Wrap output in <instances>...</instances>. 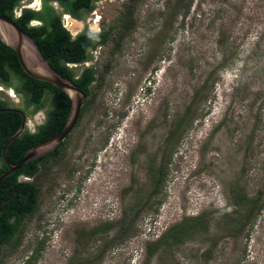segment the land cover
Listing matches in <instances>:
<instances>
[{"label":"rangeland","instance_id":"1","mask_svg":"<svg viewBox=\"0 0 264 264\" xmlns=\"http://www.w3.org/2000/svg\"><path fill=\"white\" fill-rule=\"evenodd\" d=\"M52 5L109 42L70 65L93 68L90 96L0 264H264V0H101L81 21ZM0 89L32 132L49 97L31 113Z\"/></svg>","mask_w":264,"mask_h":264},{"label":"trees","instance_id":"2","mask_svg":"<svg viewBox=\"0 0 264 264\" xmlns=\"http://www.w3.org/2000/svg\"><path fill=\"white\" fill-rule=\"evenodd\" d=\"M20 1L0 0V14L13 19L19 28L35 41L42 55L49 60V65L63 77L72 80L88 98L90 96V86L95 81L93 68H86L75 77L72 70L66 67V62L70 60L76 62L75 64H80L89 60L90 50L104 46L109 42L110 31L92 34L85 30L76 37L71 38L70 33L62 25L60 16L55 14L54 7L49 3L52 0H42L43 6L41 9L37 11L25 9L20 17L14 19V11ZM55 1L60 3L75 18L80 19V15H77L78 10L84 8V10L90 12L93 9L92 2L94 0ZM33 18L38 19L40 24L29 26L28 21ZM129 28L130 26L127 27V30ZM117 42L119 45V40ZM13 80L18 82L17 86L11 83ZM0 81L4 86L13 88L15 93L22 98L24 106L27 109H33L32 113L45 106L44 98L47 94H51L54 99L52 111L45 124L41 126L40 131L37 134L22 133L8 147L7 159L10 163L15 164L22 158L28 148L47 140L63 128L69 113L70 101L59 89L27 76L22 71L14 51L1 42ZM0 107L1 109L10 108L2 100L0 101ZM20 123L21 117L14 112L0 113L1 151L9 137L18 129ZM52 157L56 156L53 155ZM39 159L25 164L21 170L8 176L1 183L0 247L10 243L15 238L26 216L33 213L36 208L38 188L30 180L40 171L39 163L42 161H39ZM5 169L4 167L0 169V176L6 171ZM20 176L28 180L22 181L19 178ZM196 221L197 219L185 220V223L179 225L177 229ZM118 226V232L114 239L122 238V233H125V231L122 232L123 224ZM113 228L115 227L112 223H106L95 229V232L106 233ZM25 264H32V261L29 260Z\"/></svg>","mask_w":264,"mask_h":264},{"label":"water","instance_id":"3","mask_svg":"<svg viewBox=\"0 0 264 264\" xmlns=\"http://www.w3.org/2000/svg\"><path fill=\"white\" fill-rule=\"evenodd\" d=\"M0 42L14 51L17 56L22 71L29 77L41 82H46L59 89L70 101L69 113L63 128L45 141L28 148L22 158L15 164L9 162L6 152L10 144L20 136L25 129L26 119L23 112L13 109H1V112H14L21 116V123L2 148V158L7 167V171L0 176V186L2 181L31 162L53 153L56 148L69 136L76 127L81 114V108L86 100V95L72 80L57 73L45 59L37 44L25 34L18 24L11 18L0 14ZM1 205V202H0Z\"/></svg>","mask_w":264,"mask_h":264},{"label":"flooded vegetation","instance_id":"4","mask_svg":"<svg viewBox=\"0 0 264 264\" xmlns=\"http://www.w3.org/2000/svg\"><path fill=\"white\" fill-rule=\"evenodd\" d=\"M101 0H94L93 2H92V7H93V9L90 11V12H87L86 10H84V8H81L80 10H78V13H77V15L79 14L80 15V17H81V15H83V14H88V13H91V12H93L94 11V6L98 3V2H100ZM50 4H51V6H54V5H52L53 3L59 8V10H60V12H62V13H65V14H67V15H69L71 18H73V19H76V20H78L77 18H75V16H73V15H71V13L70 12H67L66 11V9L60 4V3H58L57 1H55V0H52L51 2H49ZM89 5H91V4H89ZM42 6H43V3H42V0H39V3H38V7H37V9H32V10H34V11H37V10H39V9H41L42 8ZM31 8H33L32 7V5H30V7H23V10L22 11H20L19 13H17L16 11H14V19H17L18 17H20V15L22 14V12L25 10V9H30L31 10ZM56 8V7H55ZM55 14L57 15V16H59V13L55 10ZM76 15V14H75ZM77 17V16H76ZM61 19V18H60ZM81 19V18H80ZM79 19V20H80ZM81 21V20H80ZM62 22V21H61ZM40 24V22H39V20L38 19H31V20H29L28 21V25L29 26H37V25H39ZM66 29V28H65ZM82 32H84L83 30L82 31H78L77 33H75L74 35L72 34L71 35V38H74V37H76L78 34H80V33H82ZM100 32V31H99ZM25 33V32H24ZM26 34V33H25ZM29 36V35H28ZM30 37V36H29ZM31 38V37H30ZM34 41V40H33ZM35 42V41H34ZM103 46V45H102ZM39 48V47H38ZM40 50V49H39ZM95 49H92V50H90L89 51V53L91 54L93 51H94ZM44 57V56H43ZM45 58V57H44ZM45 59H47V58H45ZM48 60V59H47ZM89 60H86V61H84L83 63H86V62H88ZM48 62H49V60H48ZM75 63L76 62H72V61H68V62H66V67L68 68V69H70V65H75ZM14 82V80L11 82V83H13ZM0 86H2L3 88H6V89H9V90H11V91H13L14 93H15V91H14V89L13 88H11V87H6V86H4L3 84H1V81H0ZM0 92H1V89H0ZM16 94V93H15ZM16 95H18V94H16ZM11 96V95H10ZM19 97H20V95H18ZM47 96L49 97V102L51 103V105H50V107L47 109V110H45V113H44V118H43V120L42 119H40L39 118V123L37 124V126H36V128L32 131V132H29V133H31V134H37L39 131H40V128H41V126L42 125H44L45 124V122L47 121V119H48V117H49V114H50V112L52 111V107H53V105H54V99H53V97H52V95L51 94H47ZM0 101H1V97H0ZM20 102H22V98L20 97V100H19ZM86 101H87V98H86V100H85V102L83 103V105L86 103ZM23 104V103H22ZM83 105H82V108H83ZM82 108H81V113H82ZM13 109H16V108H13ZM42 109H44V107L43 108H41V109H39V111L40 110H42ZM0 110H1V107H0ZM17 110H19V111H21V112H23V114L25 115V119H26V121H27V114H26V111H23V110H20V109H17ZM38 111V110H37ZM32 113V112H31ZM19 117H21L20 115H18ZM80 118V117H79ZM27 123V122H26ZM25 128H26V126H25ZM25 132H28V131H26V129H24L23 130V132L22 133H25ZM70 135V134H69ZM69 137V136H68ZM67 137V138H68ZM66 138V139H67ZM65 139V140H66ZM65 140L56 148V150L53 152V153H51V154H49V155H45L43 158H41V159H39V161L41 160V161H44V160H46V159H48V158H50V157H52L53 155H58L59 154V150L64 146V142H65ZM61 147V148H60ZM1 149V148H0ZM5 164V162H4V160H3V158H2V155H1V150H0V164H1V166H0V169L1 168H6L5 170L7 171V167L4 165ZM4 165V166H3ZM6 171H4V172H6ZM21 177H23V176H20L19 178L21 179Z\"/></svg>","mask_w":264,"mask_h":264},{"label":"bare ground","instance_id":"5","mask_svg":"<svg viewBox=\"0 0 264 264\" xmlns=\"http://www.w3.org/2000/svg\"><path fill=\"white\" fill-rule=\"evenodd\" d=\"M70 23V22H69ZM67 27H69V30L73 31L72 28L70 29V26L67 25ZM12 95V94H11Z\"/></svg>","mask_w":264,"mask_h":264}]
</instances>
